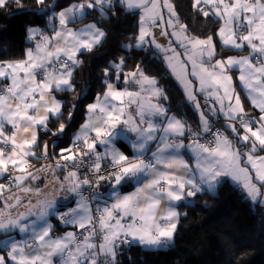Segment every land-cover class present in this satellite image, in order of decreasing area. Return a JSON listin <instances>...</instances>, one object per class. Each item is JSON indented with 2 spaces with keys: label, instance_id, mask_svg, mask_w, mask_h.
Masks as SVG:
<instances>
[{
  "label": "snow or ice",
  "instance_id": "obj_1",
  "mask_svg": "<svg viewBox=\"0 0 264 264\" xmlns=\"http://www.w3.org/2000/svg\"><path fill=\"white\" fill-rule=\"evenodd\" d=\"M12 4L46 16L47 27H28L23 58L0 61V264H116L124 245L168 247L179 207L226 180L264 203V0H191L194 19L219 25L208 35L194 33L171 0H80L59 11L55 0H34L31 9L22 0H0V10ZM116 8L137 21L123 47L159 59L198 119L189 123L172 112L144 62L125 71L121 56L103 69V91L84 106L71 144L50 154L88 86L52 131L65 115L57 94L75 92L79 57L107 35L95 21L69 25L92 12L115 15ZM221 121L223 128L216 126ZM40 132L55 139L37 156ZM121 141L130 152L117 146ZM32 159L45 163L36 168ZM53 218L72 230L55 235Z\"/></svg>",
  "mask_w": 264,
  "mask_h": 264
},
{
  "label": "trees",
  "instance_id": "obj_2",
  "mask_svg": "<svg viewBox=\"0 0 264 264\" xmlns=\"http://www.w3.org/2000/svg\"><path fill=\"white\" fill-rule=\"evenodd\" d=\"M80 0H55V11L68 7ZM182 21L193 28L194 33L208 35L218 28L211 20L203 17L194 19L191 0H171ZM26 8H34V0H22ZM52 4L53 0H46ZM115 15L110 11L107 17L92 12L86 19L97 22L98 27L106 32V38L101 46L79 58L82 65L74 74L75 92L57 94L65 101V115L61 121H53L49 128L55 131L59 123L67 120V110L77 94L88 86V98L78 103L75 118L63 136L59 148L71 144L72 134L78 129L85 118L84 106L91 102L98 92L103 91V69L110 61L123 56L126 59L125 71L143 61L142 67L147 74L159 79L165 87L168 100L164 101L171 111L183 116L193 123L198 119L192 108L187 105L182 90L168 75L165 66L159 59H152L149 54L136 49H125L129 37L136 31V18L116 8ZM28 27H47V17L33 12L16 10L12 4L8 10H0V61H10L23 58L24 51L29 47L26 41ZM134 43V41H132ZM220 46L217 43V51ZM229 51L221 55H235ZM219 58V57H218ZM246 110L255 116L250 106L244 101ZM196 125L193 124V127ZM55 139L41 133V142ZM120 147L126 150L123 143ZM108 186L106 185V188ZM126 186L123 190H127ZM180 220L174 236V241L164 249L148 250L139 245H124L117 250L116 264H264V203L252 202L243 191L229 180L218 186L215 193H202L193 198L186 206L179 207ZM55 234L68 230L53 219Z\"/></svg>",
  "mask_w": 264,
  "mask_h": 264
},
{
  "label": "crops",
  "instance_id": "obj_3",
  "mask_svg": "<svg viewBox=\"0 0 264 264\" xmlns=\"http://www.w3.org/2000/svg\"><path fill=\"white\" fill-rule=\"evenodd\" d=\"M87 23H91V22H89V21H86V19L85 20H83V21H81L80 23H77V24H72V25H69L70 27H73V28H80V27H82L84 24H87ZM158 31V30H157ZM160 39H161V41L162 42H164V43H167V41L165 40V38L164 37H160ZM217 43L219 44V42L217 41ZM234 51V50H233ZM235 52V51H234ZM237 54V53H236ZM235 54V55H236ZM240 54H242V55H246L247 54V52L245 51V52H242V53H240ZM123 84V78H121V85ZM236 84H237V90L239 91L240 89H239V82L238 81H236ZM242 100H243V102L244 101H246V104H248L249 106H250V108L252 109V107H251V105H250V103L247 101V99H246V97H244L243 95H242ZM201 102H203V101H201ZM245 105V104H244ZM252 111H253V109H252ZM253 112H255L256 113V115L255 116H257L259 113H258V110H256V111H253ZM250 113H252V112H250ZM249 113V114H250ZM85 119V118H84ZM83 122H84V120H83ZM82 122V123H83ZM218 124H219V127L220 128H223V122L221 121V122H218ZM78 129H79V127H78ZM77 129V130H78ZM76 130V131H77ZM75 131V132H76ZM74 132V133H75ZM73 135V134H72ZM39 136H40V138H41V133H39ZM121 143H123V145L126 147V151H128V152H130V149L127 147V142L126 141H121ZM43 144H44V142H41L40 141V145H41V148L39 149V150H37V152H36V155L37 156H39V155H41V152H42V149H43ZM118 147H120V144H118L117 145ZM121 150H124L123 148H121ZM49 152H50V149H49ZM37 160H35V159H32L31 160V163H33V162H36ZM65 173H59V175L61 176V178L63 177V175H64ZM232 184H234V185H236L234 182H232L231 180H229ZM237 186V185H236ZM128 189L127 190H125V192H131V191H133L134 189H133V187L132 186H128L127 187ZM104 189H106V185L104 186V188L103 189H101V191H103ZM262 199H264V198H262ZM66 207H72V206H74L73 204H66L65 205ZM64 209L63 208H61V211H63ZM53 219H55V218H53ZM53 219H52V223H53ZM59 223V222H58ZM53 225H54V223H53ZM59 225L60 226H62V227H66V226H64V225H62V224H60L59 223ZM67 228H69L68 230H66V231H63V232H61V233H59V234H55V235H63L65 232H67V231H70V230H72L70 227H67ZM0 239H3V237H0ZM142 247V246H141ZM144 249H148V250H157V249H164V248H146V247H143Z\"/></svg>",
  "mask_w": 264,
  "mask_h": 264
},
{
  "label": "built area",
  "instance_id": "obj_4",
  "mask_svg": "<svg viewBox=\"0 0 264 264\" xmlns=\"http://www.w3.org/2000/svg\"><path fill=\"white\" fill-rule=\"evenodd\" d=\"M217 127H219V124L217 123L216 124ZM42 133V132H40ZM45 163L43 160H40V161H36V162H33L32 164L36 167V168H39L41 166V164Z\"/></svg>",
  "mask_w": 264,
  "mask_h": 264
}]
</instances>
